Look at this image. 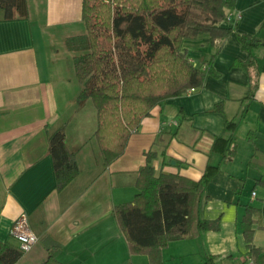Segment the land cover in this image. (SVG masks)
Listing matches in <instances>:
<instances>
[{"label":"crops","instance_id":"crops-1","mask_svg":"<svg viewBox=\"0 0 264 264\" xmlns=\"http://www.w3.org/2000/svg\"><path fill=\"white\" fill-rule=\"evenodd\" d=\"M26 17L2 18L0 10V240L11 235L14 220L25 213L37 240L17 264H40L46 245H58L65 264H150L144 253H131L113 214L115 204L133 198L137 170L162 131L173 132L156 169L201 177L206 165H219L202 190L196 218L217 220V228L198 230L171 240L162 249V264H244L247 251L240 224L245 205L260 207L261 226L252 241L264 253V46L244 49L239 34L264 38V0H235L222 25L231 32L212 60L203 86L154 106L128 138L123 153L104 166L94 131L96 109L91 99L77 103L82 87L72 69L84 35L82 0H26ZM180 48L195 64L212 51L210 36L183 38ZM253 55L258 85L249 94L247 70L234 65ZM222 102V111L213 110ZM231 120L234 125L227 126ZM64 123L66 146L75 155L78 174L56 188L48 134ZM254 133L253 140L247 135ZM235 152L224 160V143ZM254 191V195L252 192Z\"/></svg>","mask_w":264,"mask_h":264},{"label":"trees","instance_id":"trees-1","mask_svg":"<svg viewBox=\"0 0 264 264\" xmlns=\"http://www.w3.org/2000/svg\"><path fill=\"white\" fill-rule=\"evenodd\" d=\"M234 3L235 0H82L86 33L67 41L85 42L73 57L75 75L82 84L77 103L83 104L89 98L96 109L94 136L104 166L123 153L128 138L154 106L201 88L208 72L217 75L212 60L221 41L231 32V27L222 25V21L229 18ZM0 10L6 19L26 17L28 13L26 0H0ZM201 35L210 36L213 47L203 58V67L193 63L180 48L183 38ZM238 39L248 51L264 46V38L258 35L239 34ZM233 64L247 70L248 95H253L258 85L256 58L250 54ZM222 109V102L213 107L216 111ZM231 125L234 122L228 120L227 126ZM172 134L162 131L144 151L145 163L137 170L133 198L113 206L129 251L146 254L150 264H162V249L169 241L218 226L216 219L196 218V210L202 190L219 165L208 163L197 180L154 167L153 161L165 155ZM253 137L254 133L247 135L249 140ZM221 141L222 158L230 159L235 143L231 138L215 137L212 147ZM47 151L52 157L56 188L61 189L78 174L75 155L66 146L63 122L49 132ZM256 183L264 185V174ZM259 213V206L247 204L240 219L247 247L244 262L251 258L254 264H264V253L252 241L255 227L261 226ZM46 247L48 256L40 264H65L56 258L57 244ZM23 252L18 243L0 240V264H17Z\"/></svg>","mask_w":264,"mask_h":264},{"label":"built area","instance_id":"built-area-1","mask_svg":"<svg viewBox=\"0 0 264 264\" xmlns=\"http://www.w3.org/2000/svg\"><path fill=\"white\" fill-rule=\"evenodd\" d=\"M254 195V191L252 192ZM11 235L17 240L19 247L27 251L37 240V235L30 228L25 213H21L12 223L10 228ZM244 264H254L251 258H246Z\"/></svg>","mask_w":264,"mask_h":264},{"label":"rangeland","instance_id":"rangeland-1","mask_svg":"<svg viewBox=\"0 0 264 264\" xmlns=\"http://www.w3.org/2000/svg\"><path fill=\"white\" fill-rule=\"evenodd\" d=\"M84 44H85V42H82L80 45L82 46V45H84ZM82 50H83V49H82ZM80 51H81V50H79V51H75L74 54H78V53H80ZM70 73H71V75L76 76V75H75V71H74V67H73L72 69H70V68L67 69V70H66V68L64 69V75L67 74V76H68V74H70Z\"/></svg>","mask_w":264,"mask_h":264}]
</instances>
